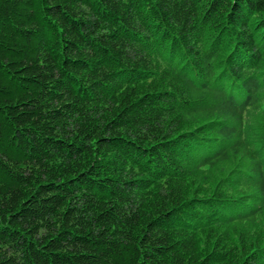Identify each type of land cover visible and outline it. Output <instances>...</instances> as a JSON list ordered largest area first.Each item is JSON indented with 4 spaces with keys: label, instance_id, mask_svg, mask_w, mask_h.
<instances>
[{
    "label": "trees",
    "instance_id": "16d2710c",
    "mask_svg": "<svg viewBox=\"0 0 264 264\" xmlns=\"http://www.w3.org/2000/svg\"><path fill=\"white\" fill-rule=\"evenodd\" d=\"M0 264H264V0H0Z\"/></svg>",
    "mask_w": 264,
    "mask_h": 264
}]
</instances>
